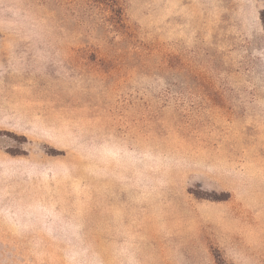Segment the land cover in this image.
Listing matches in <instances>:
<instances>
[{"label": "rangeland", "instance_id": "obj_1", "mask_svg": "<svg viewBox=\"0 0 264 264\" xmlns=\"http://www.w3.org/2000/svg\"><path fill=\"white\" fill-rule=\"evenodd\" d=\"M262 11L0 0V264H264Z\"/></svg>", "mask_w": 264, "mask_h": 264}, {"label": "trees", "instance_id": "obj_2", "mask_svg": "<svg viewBox=\"0 0 264 264\" xmlns=\"http://www.w3.org/2000/svg\"><path fill=\"white\" fill-rule=\"evenodd\" d=\"M118 13H121V11L118 10ZM261 19H262V22H263V25H264V11H262V13H261Z\"/></svg>", "mask_w": 264, "mask_h": 264}]
</instances>
